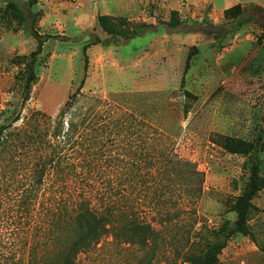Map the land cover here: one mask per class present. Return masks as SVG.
Returning a JSON list of instances; mask_svg holds the SVG:
<instances>
[{
  "label": "rangeland",
  "instance_id": "1",
  "mask_svg": "<svg viewBox=\"0 0 264 264\" xmlns=\"http://www.w3.org/2000/svg\"><path fill=\"white\" fill-rule=\"evenodd\" d=\"M24 1L34 28L57 38L29 83L37 42L0 0V264L35 263L52 223L42 207L60 185L71 191L51 158L63 146L70 157L63 138L72 122L108 126L112 112L132 114L145 137L153 125L180 164L170 168L166 199L149 211L157 232L149 249L107 236L77 264H264V0ZM237 5L249 20L227 28L225 13ZM101 19L126 35L153 34L90 46L86 61L83 46L110 37ZM170 21L204 27L172 33ZM112 143L107 156L118 151ZM58 167L67 171V161ZM117 168L103 164L106 173ZM178 194L174 216L169 196Z\"/></svg>",
  "mask_w": 264,
  "mask_h": 264
},
{
  "label": "trees",
  "instance_id": "2",
  "mask_svg": "<svg viewBox=\"0 0 264 264\" xmlns=\"http://www.w3.org/2000/svg\"><path fill=\"white\" fill-rule=\"evenodd\" d=\"M1 1L8 9L20 14L24 30L37 42L30 56L28 81L32 83L33 66L37 58L43 53L45 44L57 37L40 34L34 28L31 1ZM29 12L32 14L30 19ZM245 13L239 5L227 10L225 18L229 22L225 27L234 28L246 23L249 19H244ZM98 22L110 37L91 40L85 44L82 50L86 61L90 46H120L125 41L152 33L148 27H142L131 35H126L115 30L104 19ZM163 24L172 33L196 32L197 30L191 29L192 26L204 27L203 24L183 21ZM228 32L217 36H226L230 33ZM137 122L133 115L127 112L120 114L112 112L107 121L108 126L112 128L111 135H105L108 126L99 119L88 124L71 123L70 134L63 138L69 145L70 157L65 156L67 151L65 152L63 146L57 147L58 152L50 160L53 162L56 158L57 181L67 182L63 186L68 184L71 191L66 195L60 185L56 189V197L52 200L50 209L43 205V217H48L47 213L50 212L52 223L49 225L50 228L43 227L39 240L40 254L38 256L36 253L35 263L34 259H30L28 264H77L82 254L97 247L107 236H111L117 242L149 249L150 240L157 235L156 229L149 222V211L156 210L157 205L166 199L167 191L164 189L165 187L168 189V186L174 183L172 178H168V173L171 167L180 163L165 139L160 137L159 130L149 124V137H145L143 129ZM113 130L115 133H112ZM107 141L113 142L112 148L118 150L114 156L111 154L107 156L103 151ZM1 145L0 134V147ZM63 161H67L68 166L65 172L58 167ZM105 162L114 163L119 168L106 173L103 170ZM173 194L175 193L172 192L171 196ZM171 196H169L171 203L177 207L174 216H177L180 212L178 207L180 209L182 207L183 197L180 194L174 195L173 198ZM247 214L248 210L240 213L239 225H244Z\"/></svg>",
  "mask_w": 264,
  "mask_h": 264
}]
</instances>
